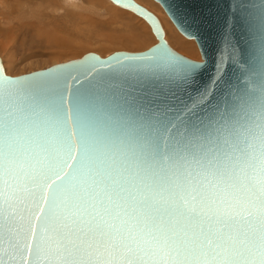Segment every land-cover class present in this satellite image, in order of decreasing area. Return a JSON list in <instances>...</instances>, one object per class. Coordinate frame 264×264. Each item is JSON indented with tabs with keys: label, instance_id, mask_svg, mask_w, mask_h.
<instances>
[{
	"label": "snow or ice",
	"instance_id": "1",
	"mask_svg": "<svg viewBox=\"0 0 264 264\" xmlns=\"http://www.w3.org/2000/svg\"><path fill=\"white\" fill-rule=\"evenodd\" d=\"M65 79L0 77V264H264V111L102 140Z\"/></svg>",
	"mask_w": 264,
	"mask_h": 264
},
{
	"label": "water",
	"instance_id": "2",
	"mask_svg": "<svg viewBox=\"0 0 264 264\" xmlns=\"http://www.w3.org/2000/svg\"><path fill=\"white\" fill-rule=\"evenodd\" d=\"M110 1L142 17L156 42L136 52H87L15 76L5 74L0 59V77L36 85L37 93L48 95L53 89L39 86L62 72L70 120L79 106L102 140L151 138L153 117L174 120L184 105L192 109L184 114L188 129L204 134L225 119L245 122L264 111V0H155L176 29L196 42L201 60L171 48L157 16L135 0ZM192 62L194 74L184 67Z\"/></svg>",
	"mask_w": 264,
	"mask_h": 264
},
{
	"label": "rangeland",
	"instance_id": "3",
	"mask_svg": "<svg viewBox=\"0 0 264 264\" xmlns=\"http://www.w3.org/2000/svg\"><path fill=\"white\" fill-rule=\"evenodd\" d=\"M135 1L157 16L171 48L200 60L195 41L176 29L155 0ZM155 42L143 18L110 0H0V59L10 76L87 52L104 56L118 50L142 51Z\"/></svg>",
	"mask_w": 264,
	"mask_h": 264
},
{
	"label": "bare ground",
	"instance_id": "4",
	"mask_svg": "<svg viewBox=\"0 0 264 264\" xmlns=\"http://www.w3.org/2000/svg\"><path fill=\"white\" fill-rule=\"evenodd\" d=\"M113 3V2H112ZM153 3V2H152ZM114 4V3H113ZM154 4V3H153ZM116 5V4H115ZM120 7V6H119ZM122 8V7H121ZM125 9V8H124ZM126 10H128V9H126ZM130 11V10H129ZM132 12V11H131ZM134 13V12H133ZM137 15V14H136ZM142 18V17H141ZM161 24V23H160ZM162 26V25H161ZM163 28V27H162ZM164 35H165V33H164ZM155 36V35H154ZM187 38V37H186ZM188 39H190V38H188ZM196 43V42H195ZM184 46H186V47H190V43H184ZM199 51V50H198ZM136 52V51H135ZM200 53V52H199ZM200 60H201V56H200Z\"/></svg>",
	"mask_w": 264,
	"mask_h": 264
}]
</instances>
